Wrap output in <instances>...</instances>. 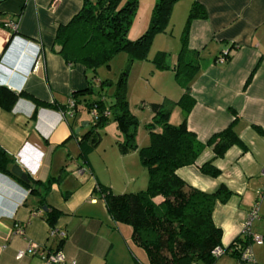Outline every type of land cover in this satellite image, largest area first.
<instances>
[{
	"label": "crops",
	"instance_id": "1",
	"mask_svg": "<svg viewBox=\"0 0 264 264\" xmlns=\"http://www.w3.org/2000/svg\"><path fill=\"white\" fill-rule=\"evenodd\" d=\"M193 1H176L171 14L177 8L187 13ZM197 1L206 15L190 22L187 49L198 51L207 64L190 82L195 102L187 129L205 143L235 120L234 129L246 149L233 145L215 158L212 150L205 148L194 164L178 168L176 174L204 192H213L220 185L231 192L228 200L216 202L212 211V221L221 230V247L227 248L236 238L243 239L242 224L257 201L258 216L250 230L264 237V196L256 194L264 185V135L252 127L264 128V0ZM82 2H0V87L18 95L9 110L0 106V147L13 159L12 165L18 164L32 180L40 182L30 191L12 175L0 172V264H43L38 253L26 252L31 242L46 254L60 249L63 264H147L145 252L132 243L131 228L112 221L103 200L94 193L98 183L114 194L132 191L127 186L136 180L132 169L137 151L120 154L116 145L119 133L108 129L109 133L106 130L105 135H99L86 161L78 138L92 121L74 133L86 122V117L79 115L83 106L73 117L32 101L67 104L73 91L98 85L99 79L86 75L82 64L66 63L55 42L58 26L68 23ZM11 21L18 23L14 33L7 26ZM224 52L229 58L221 61ZM155 72L171 74V70ZM179 117L181 120L182 115ZM107 134L110 139L104 141ZM137 134L136 143L142 147L144 140L138 142ZM208 161L219 170L217 177L199 171ZM117 162L122 176L130 178L129 183L124 181L127 188L106 175ZM48 180L51 183L45 190L42 184ZM160 200V196L154 198ZM45 206L60 212L53 227L44 218ZM17 227L23 232L17 233ZM61 231L65 238L60 237ZM248 245L255 264H264V243L249 240ZM19 251L25 252L21 258L16 257ZM213 264H237V257L222 255Z\"/></svg>",
	"mask_w": 264,
	"mask_h": 264
},
{
	"label": "trees",
	"instance_id": "2",
	"mask_svg": "<svg viewBox=\"0 0 264 264\" xmlns=\"http://www.w3.org/2000/svg\"><path fill=\"white\" fill-rule=\"evenodd\" d=\"M176 1L155 0L146 30L137 39L128 40V29L136 14V0H83L80 10L70 21L57 28L55 42L59 44L58 54L70 65L79 63L86 70L93 71L100 65L108 66L109 59L118 51L128 54V66L134 60H145L156 34L165 32ZM205 15L202 4L194 0L181 32V47L176 60L171 63L169 54L163 51L157 52L151 59L157 70L174 71L175 80L183 93L172 103L180 108L182 118L178 124H171L170 110L164 103L149 104L152 117L146 125L149 142L145 146L138 147L136 143L138 120L130 112L126 99L127 70L119 77L109 104L104 99L105 87L111 84L107 79L99 80L97 89L91 84L83 90L73 91L70 99L74 106L70 114L68 103L45 104L31 97L36 106L58 109L73 117L80 105L89 113L95 111V115H91V125L78 138L85 160L99 141V128L111 120L119 132L116 145L120 154L137 151L139 161L148 174L144 190L114 194L98 183L94 193L103 200L112 221L131 228L132 243L145 252L147 264H213L216 261L211 252L221 246V230L212 221V211L216 202H226L231 192L224 185L213 192L201 191L184 182L176 170L194 164L205 148H210L215 158L222 157L233 145L246 149L234 129L235 120L212 134L205 143L187 129V117L195 102L190 95V82L197 71L207 64L198 51H188V29L193 19L204 18ZM224 53V60H228V52ZM92 75L97 78L96 74ZM17 96L0 87V106L9 110ZM106 111L108 114H105ZM252 127L264 135V128ZM12 163L13 159L0 147V172L12 175L25 188L34 191L40 182L29 176V182L21 181L10 172ZM199 171L210 177H217L220 173L212 161L202 164ZM50 183L48 180L42 187L47 190ZM157 196L161 197L159 202L154 201ZM43 215L53 227L60 212L47 207ZM239 242L247 245L249 239H240Z\"/></svg>",
	"mask_w": 264,
	"mask_h": 264
},
{
	"label": "rangeland",
	"instance_id": "3",
	"mask_svg": "<svg viewBox=\"0 0 264 264\" xmlns=\"http://www.w3.org/2000/svg\"><path fill=\"white\" fill-rule=\"evenodd\" d=\"M136 1V14L131 26L128 29V40L137 39L146 30L149 23L151 10L155 2V0ZM187 15L188 12L185 13V11H183L182 13V10L179 8H177L173 15L171 14L167 27L165 28V32L156 34L158 36H156V38H154L152 41L148 50L147 59L134 60L128 66V54L125 51H118L109 59L108 66L100 65L95 71L90 69L86 71V75L96 74L99 80L107 79L109 81L108 84L111 83L110 85H107L104 90V93L106 94L104 97L105 102L106 104H109L111 101L110 95L114 92L119 77L121 76L122 72L127 70L125 76L126 99L128 101L130 112L134 114L138 120V142L142 141L143 139L144 146L149 142V134L146 127V125L151 121V111L149 109V104L164 103V105L170 110L171 116L169 117V122L174 125L180 122L179 115H182L180 114L181 110L177 105L172 103L175 100L177 101L181 95L179 85L177 82H174L175 73L173 70H171V74L165 72H162V74H159L160 72H155L156 74H153L154 71L158 70L151 59L157 53V50H163V48H166L165 52L169 54L170 62L172 60H176L181 47L180 36ZM97 88L98 86H96L94 89ZM174 91L175 93H173ZM79 115L85 116V121L92 120L91 114L83 107ZM108 129L111 132L115 131V135L119 133L113 120L99 128L98 132L101 136H103L105 135L104 132ZM115 135L111 140H114ZM107 139H110L109 134H107V138H105L104 141H107ZM96 157H99V155ZM134 159L135 167L132 169V174L136 180L134 182H130L129 186H127L124 181L129 183L130 178L126 179V177L122 176V171L119 170L120 168L118 162L115 169H113L110 173H103V175H108L115 182L125 186L124 188L129 187V190L132 191H127V193L137 192V190H144L148 184L147 170L141 165L138 154L134 156ZM97 160H101L100 157ZM111 166H113V163Z\"/></svg>",
	"mask_w": 264,
	"mask_h": 264
},
{
	"label": "built area",
	"instance_id": "4",
	"mask_svg": "<svg viewBox=\"0 0 264 264\" xmlns=\"http://www.w3.org/2000/svg\"><path fill=\"white\" fill-rule=\"evenodd\" d=\"M7 26L10 30L16 31L18 23L16 21H11V22L7 23ZM220 60L224 61V56L221 55ZM73 106H74V102L71 99H69L68 100V109H69L68 112H69V114H70V109ZM90 114L94 116L95 111L92 110ZM105 114H108V111H106ZM16 160H18V156H17ZM256 194L259 197L264 196V185H262L257 190ZM258 204H259L258 201L255 202V204L252 207V209L250 210L247 218L244 220V222L242 224L241 235H242L243 239L248 238L251 242L260 245V244L264 243V237H262L259 234L253 233L250 230L252 221L255 218H257V216H258V214H257ZM16 232L22 233L23 232L22 228L17 227ZM59 235L61 238L66 237V233L64 231L59 232ZM239 241H240V238H238L237 240H234L229 248H223L221 246L215 247L211 252L212 256L214 258H219L220 256H222L224 254H232V255H235L237 257V264H239L241 262H248L250 264H255L251 250H250V246L248 244L243 245V243L239 242ZM25 250H26V252L31 253V254L38 253L43 260V264H63L65 261L64 255L60 249H57L54 252H49L46 254L43 251L38 252L39 245L31 242L27 245ZM24 253H25L24 251H19L17 253L16 257L21 258L24 255Z\"/></svg>",
	"mask_w": 264,
	"mask_h": 264
},
{
	"label": "water",
	"instance_id": "5",
	"mask_svg": "<svg viewBox=\"0 0 264 264\" xmlns=\"http://www.w3.org/2000/svg\"><path fill=\"white\" fill-rule=\"evenodd\" d=\"M1 1L2 0H0V2ZM84 125H88V122L87 121L86 122H83L79 128L75 129L74 133H78L79 130L82 127H84ZM10 172L14 176L18 177L21 181H23V182H29L28 174L18 164H13L11 166V168H10ZM42 209H43V211H46L47 210V207L46 206L45 207H42Z\"/></svg>",
	"mask_w": 264,
	"mask_h": 264
}]
</instances>
